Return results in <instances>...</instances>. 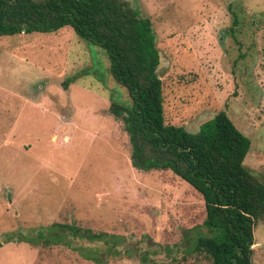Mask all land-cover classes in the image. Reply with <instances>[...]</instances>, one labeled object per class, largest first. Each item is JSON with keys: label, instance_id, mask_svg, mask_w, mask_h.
Here are the masks:
<instances>
[{"label": "rangeland", "instance_id": "obj_1", "mask_svg": "<svg viewBox=\"0 0 264 264\" xmlns=\"http://www.w3.org/2000/svg\"><path fill=\"white\" fill-rule=\"evenodd\" d=\"M122 1L155 33L165 124L196 134L225 112L264 183V0ZM108 66L68 27L0 36V264H210L193 252L217 236L200 194L170 171L131 166L109 112L129 98ZM254 242L251 261L264 264V219Z\"/></svg>", "mask_w": 264, "mask_h": 264}, {"label": "trees", "instance_id": "obj_2", "mask_svg": "<svg viewBox=\"0 0 264 264\" xmlns=\"http://www.w3.org/2000/svg\"><path fill=\"white\" fill-rule=\"evenodd\" d=\"M237 22L235 16L233 25ZM65 27L105 52L109 74L127 91L129 104L112 102L109 112L128 136L131 166L141 172L170 171L202 197L203 225L217 236L199 238L193 252L210 264H253L254 231L264 219V183L244 164L250 139L225 112L203 123L196 134L165 124L155 33L149 19L126 2L0 0V36L55 33ZM73 81L68 78L62 85L67 88ZM52 226L109 244L104 233Z\"/></svg>", "mask_w": 264, "mask_h": 264}]
</instances>
